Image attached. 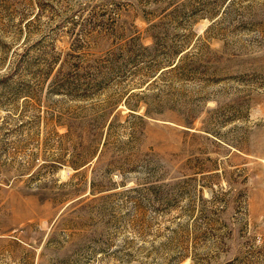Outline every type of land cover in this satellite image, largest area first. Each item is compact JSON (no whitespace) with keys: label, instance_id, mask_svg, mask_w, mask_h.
<instances>
[{"label":"rangeland","instance_id":"obj_1","mask_svg":"<svg viewBox=\"0 0 264 264\" xmlns=\"http://www.w3.org/2000/svg\"><path fill=\"white\" fill-rule=\"evenodd\" d=\"M0 264H264V0H0Z\"/></svg>","mask_w":264,"mask_h":264}]
</instances>
